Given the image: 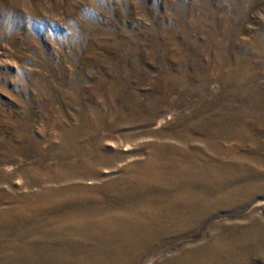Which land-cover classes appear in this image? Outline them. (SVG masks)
I'll return each mask as SVG.
<instances>
[{"label": "rangeland", "instance_id": "374dc122", "mask_svg": "<svg viewBox=\"0 0 264 264\" xmlns=\"http://www.w3.org/2000/svg\"><path fill=\"white\" fill-rule=\"evenodd\" d=\"M0 264H264V0H0Z\"/></svg>", "mask_w": 264, "mask_h": 264}]
</instances>
